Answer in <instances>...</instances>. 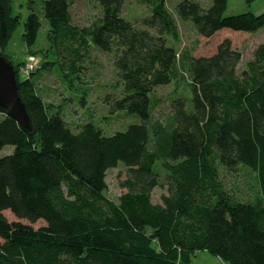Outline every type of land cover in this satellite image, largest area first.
I'll list each match as a JSON object with an SVG mask.
<instances>
[{
    "label": "trees",
    "instance_id": "16d2710c",
    "mask_svg": "<svg viewBox=\"0 0 264 264\" xmlns=\"http://www.w3.org/2000/svg\"><path fill=\"white\" fill-rule=\"evenodd\" d=\"M73 1L29 0V51L45 20L68 78L81 76L92 47L110 55L117 80L104 102L110 114L137 121L112 135L92 123L76 134L16 67L34 130L0 105V264H192L201 252L226 264H264V43L240 70L243 54L231 39L211 56L179 52L170 42L181 32L168 0H140L151 9L146 29L123 17L126 0H90L100 14L81 28L72 21ZM228 2L182 0L175 11L207 39L264 30V13L227 16ZM13 14V0H0L4 55L21 25ZM180 77L190 82L191 101L174 97L156 117L154 93ZM121 164L127 191L114 201L107 172ZM244 168L259 185L247 200L223 176ZM162 173L167 194L154 203Z\"/></svg>",
    "mask_w": 264,
    "mask_h": 264
},
{
    "label": "rangeland",
    "instance_id": "374dc122",
    "mask_svg": "<svg viewBox=\"0 0 264 264\" xmlns=\"http://www.w3.org/2000/svg\"><path fill=\"white\" fill-rule=\"evenodd\" d=\"M180 1L182 0H168L167 2L170 12L178 20L180 27V41L174 43L170 40L172 44L176 45L179 52L184 48H194V55L196 56H211L216 53L218 46L224 40L231 39L234 48L243 54L239 66L240 70L248 62L254 60L255 50L264 43V30L256 34L223 30L210 39L203 38L196 32L191 21L187 23L176 14L175 8ZM28 2L29 0H13V15L19 20L21 19V25L13 33L4 50L14 65L18 66L21 78H34L38 94L49 106L64 116L70 129L76 134L82 133L89 123L94 124L106 135H112L126 130L128 125L136 122V118L127 115L125 112L110 114L104 102V95L109 90L111 92L110 88L117 80L110 55L92 47L85 60V67L80 65L85 68L82 70L81 76L68 78L66 69L64 70L61 66L65 59H59V56L51 53L50 43L47 39L49 27L45 20L41 21L42 26L35 48L29 51L23 37L25 23L31 12ZM40 3H35L34 10L37 8L39 12L41 11L42 5ZM150 11L149 5L140 0H126L122 14L126 20L133 22L138 28L146 29L144 21L150 17ZM248 12L256 15L264 13V0H257L252 5H249L246 0H229L226 10L227 16ZM71 13L73 24L84 28L95 21L100 10L90 0H74ZM0 53L2 52L0 51ZM178 96L185 97L189 101L192 99V88L190 82L185 78L180 77L173 84L156 90L154 93L155 116L160 117L161 113H168L170 100ZM1 118L2 116H0ZM5 152L9 154L11 150L7 149ZM127 171V168L121 164L107 172L106 195L111 200L117 201L122 193L127 191L123 187V182L127 179ZM223 176L226 178L227 185L237 190L239 196L244 200L253 198L259 192L256 175L251 170L244 168L237 176H232L224 171ZM164 177V173H162L163 185L158 186L153 192L154 203H161L162 196L167 194ZM6 215L10 220H14V216L9 212H6ZM192 264L226 263L207 252H201L193 256Z\"/></svg>",
    "mask_w": 264,
    "mask_h": 264
},
{
    "label": "water",
    "instance_id": "95a60500",
    "mask_svg": "<svg viewBox=\"0 0 264 264\" xmlns=\"http://www.w3.org/2000/svg\"><path fill=\"white\" fill-rule=\"evenodd\" d=\"M0 105L26 132L34 130L26 103L19 94L17 68L3 53H0Z\"/></svg>",
    "mask_w": 264,
    "mask_h": 264
}]
</instances>
